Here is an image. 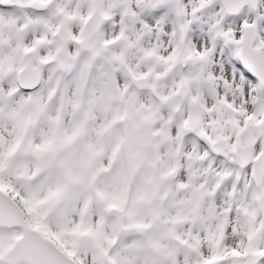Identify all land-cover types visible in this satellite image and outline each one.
I'll return each mask as SVG.
<instances>
[{
	"label": "snow or ice",
	"instance_id": "6c2138e0",
	"mask_svg": "<svg viewBox=\"0 0 264 264\" xmlns=\"http://www.w3.org/2000/svg\"><path fill=\"white\" fill-rule=\"evenodd\" d=\"M0 264H264V0H0Z\"/></svg>",
	"mask_w": 264,
	"mask_h": 264
}]
</instances>
